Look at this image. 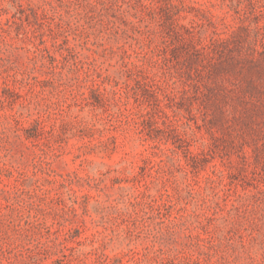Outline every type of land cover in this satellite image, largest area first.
I'll return each instance as SVG.
<instances>
[{
  "label": "rangeland",
  "instance_id": "1",
  "mask_svg": "<svg viewBox=\"0 0 264 264\" xmlns=\"http://www.w3.org/2000/svg\"><path fill=\"white\" fill-rule=\"evenodd\" d=\"M0 264H264V0H0Z\"/></svg>",
  "mask_w": 264,
  "mask_h": 264
}]
</instances>
